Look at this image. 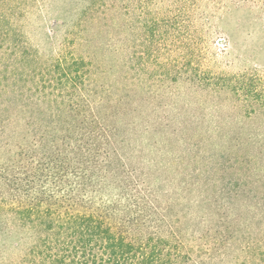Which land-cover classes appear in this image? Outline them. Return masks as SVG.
Wrapping results in <instances>:
<instances>
[{
    "label": "rangeland",
    "instance_id": "rangeland-1",
    "mask_svg": "<svg viewBox=\"0 0 264 264\" xmlns=\"http://www.w3.org/2000/svg\"><path fill=\"white\" fill-rule=\"evenodd\" d=\"M0 14L16 30L9 60L35 69L66 49L91 64L81 92L119 108L166 207L153 217L188 264H264V0H0ZM21 73L31 94L36 72ZM21 142L0 141V166ZM30 241L0 223V264H22Z\"/></svg>",
    "mask_w": 264,
    "mask_h": 264
},
{
    "label": "trees",
    "instance_id": "trees-1",
    "mask_svg": "<svg viewBox=\"0 0 264 264\" xmlns=\"http://www.w3.org/2000/svg\"><path fill=\"white\" fill-rule=\"evenodd\" d=\"M15 34L0 14V141H22L0 166V223L31 238L22 264H188L162 230L165 214L153 217L161 206L132 162L119 108L81 92L91 64L66 49L35 69L29 56L10 63ZM24 69L36 72L31 94Z\"/></svg>",
    "mask_w": 264,
    "mask_h": 264
}]
</instances>
